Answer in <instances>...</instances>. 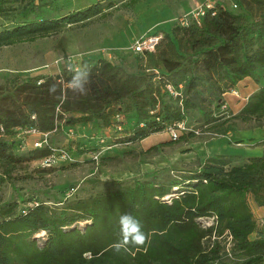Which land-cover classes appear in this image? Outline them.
<instances>
[{"label":"trees","instance_id":"16d2710c","mask_svg":"<svg viewBox=\"0 0 264 264\" xmlns=\"http://www.w3.org/2000/svg\"><path fill=\"white\" fill-rule=\"evenodd\" d=\"M245 4L254 5L257 14H234L216 5L200 24H177L164 34L155 51L144 56L147 70L163 68L158 77L128 73L106 59H85L79 68L87 65L91 70L87 95L76 96L68 89L72 73L67 67L54 76L36 75L5 92L0 89V186L12 180L23 160L6 140L17 130L49 134L96 122L112 128L119 116L124 133L120 143L128 144L176 128L191 110L207 116L203 105L211 103L210 96L222 97L256 70L264 72V0H239L238 6ZM17 5H24V22L0 30V48L33 43L99 13L92 6L44 19L34 0H0V15L5 17ZM53 83L58 90L50 95ZM166 86L180 94L179 106L163 101L164 95L170 96ZM128 113L135 115L129 132L123 127ZM234 118L264 128V85ZM195 137L190 132L163 145ZM50 154L51 148L45 147L37 158ZM233 162L224 155L208 157L182 176L135 181L124 189L53 206L31 199L18 210L17 202H8L0 207V264H264V235L249 238L255 231L250 201L264 206V156L240 166ZM126 212L142 222L147 241L140 248L116 252L118 218ZM200 219L211 224L204 227ZM82 221L90 222L83 231L72 228ZM39 232L46 235L43 246L33 238Z\"/></svg>","mask_w":264,"mask_h":264},{"label":"rangeland","instance_id":"374dc122","mask_svg":"<svg viewBox=\"0 0 264 264\" xmlns=\"http://www.w3.org/2000/svg\"><path fill=\"white\" fill-rule=\"evenodd\" d=\"M34 1L44 19H60L92 6H98L99 13L89 16L85 21L62 26L60 32L33 43L1 47L2 92L36 75L49 77L59 74L68 64L79 68L85 59H106L123 67L128 73L158 77L164 73L163 68L147 70L146 58L132 51L139 38L155 33L163 36L170 34L182 18L207 3L222 6L234 14L250 17L257 14L252 4L240 8L239 0H139L128 7L123 6L130 0ZM23 8L24 5H17L5 17L0 15V30L12 29L23 23L24 19L20 16ZM262 85L264 72L256 70L251 78L227 92L228 95L218 98L210 96L211 103L205 102L203 105L207 116H203L198 109L191 110L183 122V129H174L178 137L190 132H194L196 137L172 146L163 145L172 140L167 130L152 134L142 141L123 144L120 141L124 133H115L114 129L103 128L101 123L96 122L76 126L69 136L64 129L46 134L50 148L66 150L73 159L71 162L60 160L52 167L43 169L37 154L44 147H34V143L44 138L17 130L6 140L11 143L13 153L23 160L17 164L12 180L0 186V207L8 202H17L19 210L27 206L31 199L53 206L55 202L87 199L124 189L135 181L161 182L169 177L182 176L195 171L198 160L201 163L205 160L203 154L210 151V141L215 142L217 138L233 132L246 139L247 145L253 144L254 140L247 139L259 140L262 128L257 127L254 121L243 123L234 118L239 113V103L243 102V97L237 99L230 94L247 95ZM200 90L203 89L200 87ZM208 94L209 91H204L205 96ZM163 101L173 106L180 105L174 95H164ZM124 117L126 123L123 127L129 132L134 127L135 115L128 113ZM100 140L104 143H100ZM154 146L160 147L151 150ZM241 152L254 150L244 148ZM242 161L234 159L232 165L238 166ZM173 192L171 196L176 194L175 190ZM89 223L82 221L72 228L83 231ZM199 223L206 227L211 224V220L200 219ZM33 238L43 246L46 235L39 232Z\"/></svg>","mask_w":264,"mask_h":264},{"label":"built area","instance_id":"2783aa9c","mask_svg":"<svg viewBox=\"0 0 264 264\" xmlns=\"http://www.w3.org/2000/svg\"><path fill=\"white\" fill-rule=\"evenodd\" d=\"M213 6L211 4H203L201 6H199L198 8H196V10L191 13L190 15L182 18L179 21V24L182 26H186L188 25L190 22L194 21L196 24H200L201 19L205 16L207 10L212 9ZM163 39V35L161 33H155V34H149V35H145L141 38H139L135 43L134 46L132 48V51L134 54H138L141 56H145L148 53H152L155 51L156 47L159 45V43L161 42V40ZM67 67V66H66ZM74 69H78V67H73ZM166 90L169 92L170 95H174L175 97L180 96L179 93H177L171 86H166ZM223 108L225 109V106H223ZM121 118L119 116H116L114 118V125L112 126V128L109 129H114L115 132H120L122 130L121 126H120V122ZM183 123H180L177 125V127H170L167 129V132L170 134V136L172 137V140H175L178 138L177 135V129L181 130ZM175 129V130H174ZM26 133H32L34 135H40L42 136L44 139L42 141L39 142H35L34 143V147H49L47 139H46V134H40L37 133L34 130H30V131H26ZM72 134V130H68V136ZM100 143H104L103 140H100ZM43 144L45 146H43ZM50 148V147H49ZM72 156L71 154L63 149H53L51 148V154L42 159L41 160V167L44 168H49L52 167L53 165H55L56 163H58V161H65V162H71L72 161ZM96 159V158H95ZM33 205H37V203L34 204H28V206H33Z\"/></svg>","mask_w":264,"mask_h":264},{"label":"clouds","instance_id":"9594fccd","mask_svg":"<svg viewBox=\"0 0 264 264\" xmlns=\"http://www.w3.org/2000/svg\"><path fill=\"white\" fill-rule=\"evenodd\" d=\"M67 70L72 73L71 79L67 82L68 89L73 95H87L91 83V70L87 65L74 69L71 64L67 65ZM57 85H49L50 95L57 93ZM118 237L119 239L113 245L116 252L130 251L131 248H140L147 241V234L143 230L142 222L131 212L123 213L118 218Z\"/></svg>","mask_w":264,"mask_h":264},{"label":"crops","instance_id":"0c3cea01","mask_svg":"<svg viewBox=\"0 0 264 264\" xmlns=\"http://www.w3.org/2000/svg\"><path fill=\"white\" fill-rule=\"evenodd\" d=\"M249 78L244 79L243 81L247 80ZM239 82L236 87L242 84V82ZM258 90L255 89L254 91H251L249 94H230L235 95L237 99H240V96H242V101L239 105V111L242 109V107L245 105L248 97L252 95L254 92ZM228 95V94H224ZM262 136L259 140L256 139H247V140H254L253 144L249 143L248 145L245 143V140L242 136H237L234 134V132L230 135H225L222 137L217 138V141L209 142L211 145L210 151L206 155L203 154L204 158L213 157L217 155H224L228 156L233 159H239L243 160L238 166L246 163L250 158H258L261 157L262 154H264V128H262ZM255 137V136H254ZM236 143V144H235ZM238 143V145H237ZM244 148H252L254 152H241ZM200 155V154H198ZM202 155V154H201ZM250 208L253 214V218L255 221V231L251 234L249 237L251 240L257 238L258 235H264V206L258 207L256 206L252 201H250Z\"/></svg>","mask_w":264,"mask_h":264}]
</instances>
